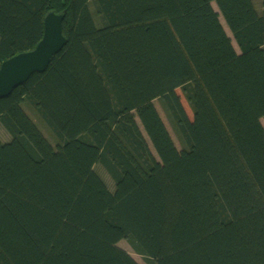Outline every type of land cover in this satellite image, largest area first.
Returning <instances> with one entry per match:
<instances>
[{"label":"trees","instance_id":"1","mask_svg":"<svg viewBox=\"0 0 264 264\" xmlns=\"http://www.w3.org/2000/svg\"><path fill=\"white\" fill-rule=\"evenodd\" d=\"M49 10L66 44L0 98V264H264V0H0V64Z\"/></svg>","mask_w":264,"mask_h":264},{"label":"water","instance_id":"2","mask_svg":"<svg viewBox=\"0 0 264 264\" xmlns=\"http://www.w3.org/2000/svg\"><path fill=\"white\" fill-rule=\"evenodd\" d=\"M65 11L49 10L43 19V34L35 47L4 60L0 64V98L26 82L34 73L46 70L52 57L62 50L67 38L63 34Z\"/></svg>","mask_w":264,"mask_h":264},{"label":"rangeland","instance_id":"3","mask_svg":"<svg viewBox=\"0 0 264 264\" xmlns=\"http://www.w3.org/2000/svg\"><path fill=\"white\" fill-rule=\"evenodd\" d=\"M221 20H222V18H221ZM222 21H223V20H222ZM225 28H226V27H225ZM176 92L178 93V95H179V97H180V100H181V102H182V104H183V106H184V109L186 110L188 116L191 117V116H192V111H191L190 106H189V104L187 103L185 97L183 96L182 91L178 88V89H176ZM153 103H154V105H155V107H156V109H157L159 115L161 116V118H162V120H163L165 126L167 127V129H168V131H169V133H170V135H171V137H172V139H173L175 145H176L177 147H179V143L177 142V139L175 138L174 133H173V131L171 130L170 124H169V122L167 121V119H166V117H165V115H164V111H163L162 108H161V104H160V102H159L157 99H155V100L153 101ZM23 108H24L25 112L29 115V117L32 119V121L36 124V126L39 127L40 130L44 133V136L49 140V142H50V143H53V141L51 140V138L48 137L47 131H46V130L42 127V125L37 121V119L33 116V114H32V113H31L26 107L23 106ZM5 137H6V134H5L4 131L0 128V138L4 139ZM102 172H103V171H101V173H102ZM103 174H104L105 176H107L104 172H103ZM120 245H122V247H124L125 249L129 250V251L131 252V254H132V255H133V256H134L139 262H143L142 257H140V255L135 254V253L131 250V246H130L126 241L121 240Z\"/></svg>","mask_w":264,"mask_h":264}]
</instances>
